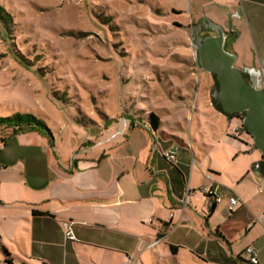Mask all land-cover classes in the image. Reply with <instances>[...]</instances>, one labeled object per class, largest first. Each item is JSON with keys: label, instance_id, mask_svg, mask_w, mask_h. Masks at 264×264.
I'll return each instance as SVG.
<instances>
[{"label": "crops", "instance_id": "obj_1", "mask_svg": "<svg viewBox=\"0 0 264 264\" xmlns=\"http://www.w3.org/2000/svg\"><path fill=\"white\" fill-rule=\"evenodd\" d=\"M224 1L212 0V10L225 7ZM238 1L248 19L256 15L251 6L264 9V0ZM206 6L199 4L198 15L191 16L186 27L196 41L198 35H215L205 33L210 30L203 26L209 16ZM226 8L231 13L230 6ZM212 10L216 18L223 17ZM207 20L224 27L213 17ZM211 95L208 89L192 105L174 106L179 110L160 104L133 116L125 130L127 155L135 160L130 167L111 161L106 150L70 166L55 143L39 132L0 139V264H104L103 256L91 250L107 247L108 238H133L147 248L168 246L177 264L182 250L205 264H249L244 255L254 247L259 264H264V189L260 192L258 181L262 155L255 163L251 160L254 150L247 133L233 135L242 121L222 112ZM157 109L182 132L167 133ZM181 119L189 122L188 132ZM167 152L175 154V163L165 160ZM208 185L218 187L220 202L203 198L201 188ZM232 196L238 205L231 211ZM34 211L47 215L36 216ZM243 216L250 219L245 227L250 240L235 256L232 242ZM65 223L71 224L74 240L66 238ZM171 246L178 248L176 254ZM124 256L120 264L141 260L139 254Z\"/></svg>", "mask_w": 264, "mask_h": 264}, {"label": "rangeland", "instance_id": "obj_2", "mask_svg": "<svg viewBox=\"0 0 264 264\" xmlns=\"http://www.w3.org/2000/svg\"><path fill=\"white\" fill-rule=\"evenodd\" d=\"M211 1L0 0L12 19L8 27L0 22V117L28 113L41 119L56 152L70 166L106 150L111 161L130 167L135 160L127 155L125 130L133 116L160 104L179 110L174 106L192 105L208 89L212 97L218 90L214 76L196 64L197 41L186 28L200 3L208 7L207 19L227 27V49L237 55L236 65L259 69L264 79V9L251 6L256 15L248 19L238 0H226L216 10ZM174 6L183 13H174ZM156 112L167 133L182 132L177 123H167L166 114ZM181 123L188 132L189 122ZM12 130L0 126V139ZM245 139L253 144L248 133ZM250 157L255 163L261 154L254 149ZM150 174L156 175L153 169ZM258 181L264 189L263 179ZM248 222L249 216L239 222L240 233L232 242L235 256L250 240ZM106 244L91 250L103 256L104 264H120L126 253L141 255L139 264H177L168 246L141 247L133 238H108ZM179 263L205 264L190 250L181 251Z\"/></svg>", "mask_w": 264, "mask_h": 264}, {"label": "water", "instance_id": "obj_3", "mask_svg": "<svg viewBox=\"0 0 264 264\" xmlns=\"http://www.w3.org/2000/svg\"><path fill=\"white\" fill-rule=\"evenodd\" d=\"M203 26L215 35L197 36L198 62L204 71L216 75L219 88L213 93L227 115H242V123L264 160V79L256 68L236 66L237 55L227 49V32L205 19ZM201 26L199 27V31ZM198 33V32H197ZM246 73L250 75L247 79ZM175 150V149H174ZM259 176L264 181V173Z\"/></svg>", "mask_w": 264, "mask_h": 264}, {"label": "trees", "instance_id": "obj_4", "mask_svg": "<svg viewBox=\"0 0 264 264\" xmlns=\"http://www.w3.org/2000/svg\"><path fill=\"white\" fill-rule=\"evenodd\" d=\"M0 22L5 27H8L11 24V22H12L11 16L9 14H7L3 10V8H1V7H0ZM213 76H214L215 81H216V86H217V88H219V83H218V81L216 79V75H213ZM214 100L217 103L218 108L222 112H224L222 104L217 99H214ZM230 116L231 117H236L237 116V117H239V119L241 121L243 120V116L242 115L235 114V115H230ZM150 117L157 124V117L154 114H152ZM0 126H6V127H12L13 128V130H12L11 134L9 135V137H11L13 135H17V134L23 133V132H39L40 134H42L45 137L49 138L50 144L53 145L52 137L50 135V131L47 129V126H46L45 122H43L41 119L37 118L33 114L17 113V114H14L11 117H0ZM246 133H248L247 129H246ZM261 171H262V173H264V160L261 161ZM33 213L36 216L47 215L46 213H43V212H40V211H34ZM171 251H172L173 254H176L177 251H178V248L175 247V246H171Z\"/></svg>", "mask_w": 264, "mask_h": 264}, {"label": "built area", "instance_id": "obj_5", "mask_svg": "<svg viewBox=\"0 0 264 264\" xmlns=\"http://www.w3.org/2000/svg\"><path fill=\"white\" fill-rule=\"evenodd\" d=\"M194 54H195V61H196V64L199 66V62H198V49H197V46L194 45ZM262 75H263V72H262ZM244 132H246V129L245 127L242 125L238 128H236L233 132V135L235 137H240ZM164 158L167 162H170V163H175L176 161V157H175V154L174 153H171V152H167L164 154ZM218 187L217 186H203L201 188V192L207 196V197H211L213 198L215 201L217 202H220L221 199L219 197V191H218ZM263 191V188H260V192ZM189 196V194H188ZM187 204V199H186V202H185V205ZM238 205V199L235 197V196H232L230 198V210L232 211L234 209L235 206ZM65 227L67 228V233H66V238L68 240H74L75 237L74 235L72 234V231H71V224L70 223H65ZM246 255H247V259H248V263L249 264H259V252L256 248L254 247H249L247 248L246 250ZM127 264H137L136 263V260L135 259H130L128 261Z\"/></svg>", "mask_w": 264, "mask_h": 264}, {"label": "flooded vegetation", "instance_id": "obj_6", "mask_svg": "<svg viewBox=\"0 0 264 264\" xmlns=\"http://www.w3.org/2000/svg\"><path fill=\"white\" fill-rule=\"evenodd\" d=\"M195 28H198V26H196ZM205 33L210 34V33H214L212 30H205ZM204 31L202 32L203 35H205ZM247 79L250 80V75L248 73L245 74Z\"/></svg>", "mask_w": 264, "mask_h": 264}]
</instances>
